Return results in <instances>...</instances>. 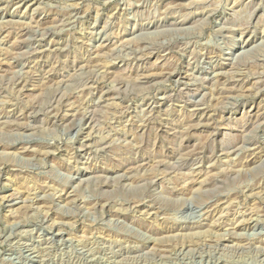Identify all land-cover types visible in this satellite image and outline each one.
I'll use <instances>...</instances> for the list:
<instances>
[{"label":"rangeland","instance_id":"374dc122","mask_svg":"<svg viewBox=\"0 0 264 264\" xmlns=\"http://www.w3.org/2000/svg\"><path fill=\"white\" fill-rule=\"evenodd\" d=\"M0 264H264V0H0Z\"/></svg>","mask_w":264,"mask_h":264}]
</instances>
